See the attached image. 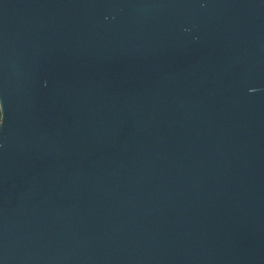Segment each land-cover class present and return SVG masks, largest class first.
Masks as SVG:
<instances>
[{
	"label": "water",
	"instance_id": "95a60500",
	"mask_svg": "<svg viewBox=\"0 0 264 264\" xmlns=\"http://www.w3.org/2000/svg\"><path fill=\"white\" fill-rule=\"evenodd\" d=\"M0 264H264V0H0Z\"/></svg>",
	"mask_w": 264,
	"mask_h": 264
},
{
	"label": "trees",
	"instance_id": "16d2710c",
	"mask_svg": "<svg viewBox=\"0 0 264 264\" xmlns=\"http://www.w3.org/2000/svg\"><path fill=\"white\" fill-rule=\"evenodd\" d=\"M0 119H1V114H0Z\"/></svg>",
	"mask_w": 264,
	"mask_h": 264
}]
</instances>
